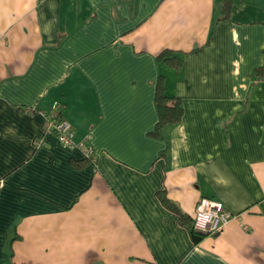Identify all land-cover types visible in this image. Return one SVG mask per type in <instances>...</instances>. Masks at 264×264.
I'll return each mask as SVG.
<instances>
[{
	"label": "crops",
	"instance_id": "1",
	"mask_svg": "<svg viewBox=\"0 0 264 264\" xmlns=\"http://www.w3.org/2000/svg\"><path fill=\"white\" fill-rule=\"evenodd\" d=\"M223 1L0 0V264H264V0ZM160 192L233 217L195 244Z\"/></svg>",
	"mask_w": 264,
	"mask_h": 264
},
{
	"label": "built area",
	"instance_id": "2",
	"mask_svg": "<svg viewBox=\"0 0 264 264\" xmlns=\"http://www.w3.org/2000/svg\"><path fill=\"white\" fill-rule=\"evenodd\" d=\"M46 120V132L53 133L60 144L67 148L79 149L85 158L94 161L93 150L88 144V139L83 138L80 142H74L73 128L61 116L58 109L54 108ZM232 217L219 204L202 198L197 202L192 215V229L199 234L214 235L219 233Z\"/></svg>",
	"mask_w": 264,
	"mask_h": 264
},
{
	"label": "trees",
	"instance_id": "3",
	"mask_svg": "<svg viewBox=\"0 0 264 264\" xmlns=\"http://www.w3.org/2000/svg\"><path fill=\"white\" fill-rule=\"evenodd\" d=\"M229 3V0L223 1L222 14L225 18L227 17ZM174 53L175 52L170 50H164L157 56V60L162 61L169 67L178 69L182 64V61L179 58L175 57ZM262 59V64L260 66H257L253 70L252 75L255 79H264V49L262 51ZM154 102L158 117V121L154 131L155 134H157L163 126L174 125L180 121L183 111L181 107V102L176 97H168L165 95L161 79H159L156 84ZM84 160L91 161L89 158L85 157ZM159 200L165 208L174 212L178 216L179 222L189 231L193 242L195 244L199 243L205 235L199 234L192 229L191 219L184 215L175 204H173L169 199H167L164 192L159 193Z\"/></svg>",
	"mask_w": 264,
	"mask_h": 264
}]
</instances>
